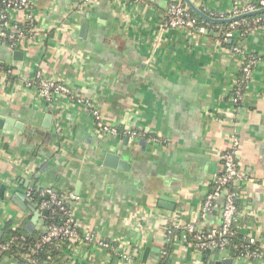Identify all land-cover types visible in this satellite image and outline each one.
<instances>
[{
  "label": "crops",
  "instance_id": "0c3cea01",
  "mask_svg": "<svg viewBox=\"0 0 264 264\" xmlns=\"http://www.w3.org/2000/svg\"><path fill=\"white\" fill-rule=\"evenodd\" d=\"M83 1L29 0L37 33L14 50L0 42V65L14 72L0 71V114L25 124L15 134L0 128V187L6 186L0 237L9 219L25 226L30 219V210L13 196L37 200L51 190L80 225L66 264H157L167 224L195 222L201 231L221 225L218 211L207 223L199 217L234 134L242 173L235 183L242 214L235 228L264 246V18L255 19L235 47L211 35L215 28H165L168 0H90L78 8ZM252 1L238 0L241 6ZM193 2L209 15L230 18L235 10V0ZM12 15L17 22L27 17L19 10ZM249 54L260 61L244 99L235 104L234 88ZM37 71L65 82L74 97L61 94L48 102L25 87ZM96 111L119 133L100 129ZM48 114L53 119L45 127ZM126 128L139 135L126 134ZM109 152L130 167L107 166ZM56 212L67 217L55 208L46 221L55 220ZM86 233L92 240L83 239ZM168 257L170 264H217L230 256L206 255L177 239ZM0 264L22 263L4 255Z\"/></svg>",
  "mask_w": 264,
  "mask_h": 264
},
{
  "label": "built area",
  "instance_id": "2783aa9c",
  "mask_svg": "<svg viewBox=\"0 0 264 264\" xmlns=\"http://www.w3.org/2000/svg\"><path fill=\"white\" fill-rule=\"evenodd\" d=\"M89 1L90 0H84L79 4L78 8H82ZM30 7L29 0H4L2 6H0V42H7L6 44L11 50L18 47L25 38L32 37L37 33V22L32 12L33 10ZM261 8H264V0L252 1L243 6L239 4L238 0H235V10L231 17ZM15 10L25 12L27 16L25 26H21L13 18L12 13ZM211 16L222 19L228 18L227 16L217 14H211ZM239 23L240 20L230 24L231 27H234ZM210 26L217 29L219 33L222 30V24L220 23L215 24L207 22V24H202L199 22L197 15H195L181 0H168L164 22L165 28H177L192 33H203L209 31L210 29L208 28ZM233 35L234 32H227L224 39L227 40ZM236 50L241 52L239 48H236ZM259 61L260 58L254 54L246 56L245 63L242 65L241 69L243 76L241 80L239 79L237 81L233 92L232 99L235 104L244 99L245 87L250 81L253 70ZM0 71L9 75L14 73L11 68L6 70L1 65ZM24 83L25 87L36 90L40 97L48 102L53 101L55 97L61 94L74 97L71 88L65 82L46 78L41 71H37L30 78H27ZM85 103L88 104L87 100ZM95 114L98 120L97 125L100 129L103 131H111L113 134L119 133L118 128L110 127L105 124L97 111ZM124 132L132 137H137L139 135V132L132 128H126ZM153 140L159 144L165 142V140L159 136H155ZM229 143V149L223 154L221 173L214 180V185L207 194L199 217L200 221H206L210 215L218 211L221 216V225L212 227L206 231H201L198 229L197 223L195 222L169 223L166 225L165 245L178 239L202 251H218L223 255L230 257L235 256L238 259L264 261V246L257 242L255 238L244 237L241 243L233 241V237L236 234L235 224L242 218V214L237 207L239 192L235 187V183L241 179L242 173L237 159L240 149V140L233 134ZM45 194L49 195V199L43 200L41 207L47 208L50 204H54L52 210L59 208V210L67 215V219L63 224H47L40 236L39 243L44 244L60 238L69 239L71 241L79 240V223L71 217L69 211L65 209L63 202L55 198L51 190H46ZM223 195L224 198L222 197ZM83 239L90 241L92 237L86 233ZM11 244L12 241L4 243L0 241V259L4 256V252L10 248ZM162 253L167 254L166 250H162ZM123 256L125 258L130 257L128 253H123ZM27 257L28 264H36L35 259L31 258L29 255H27Z\"/></svg>",
  "mask_w": 264,
  "mask_h": 264
},
{
  "label": "trees",
  "instance_id": "16d2710c",
  "mask_svg": "<svg viewBox=\"0 0 264 264\" xmlns=\"http://www.w3.org/2000/svg\"><path fill=\"white\" fill-rule=\"evenodd\" d=\"M4 0H0V6H2ZM264 18V13L257 16H249L242 20L240 23L231 27V24H222V30L220 31V36L224 39L227 32H234V35L231 37L233 40L232 44H229L224 40V43L228 46L238 47L239 41L243 40L250 31V27H253L254 20L257 18ZM199 22L202 24H207L206 21L198 17ZM27 20V19H26ZM26 20L23 22H18L21 26H25ZM213 26H210L208 29H212ZM237 33V35H235ZM6 44L7 42H2ZM7 45V44H6ZM16 47L15 49H17ZM6 70L8 67H4ZM11 79L16 80V76H11ZM35 195V194H34ZM36 196V195H35ZM56 214L62 215L64 221H58L49 219L47 224H63L66 222L67 217L60 212ZM65 218V219H64ZM3 236L0 238L2 243L12 241V244L8 250L4 252L3 255H11L15 260L22 264H28L29 255L31 258L36 260V264H66V254L68 251V245L71 243L69 239H55L51 242L40 244L39 239L43 231L35 230L33 233H29L26 230L25 224H15L12 219H9L2 227ZM206 231V230H204ZM236 234L233 237V241L236 243H241L243 236L240 235L237 228H235ZM172 242L163 246L162 250H166L167 254L162 253L157 264H170L169 253L172 249ZM206 255H209L210 250L204 251Z\"/></svg>",
  "mask_w": 264,
  "mask_h": 264
},
{
  "label": "water",
  "instance_id": "95a60500",
  "mask_svg": "<svg viewBox=\"0 0 264 264\" xmlns=\"http://www.w3.org/2000/svg\"><path fill=\"white\" fill-rule=\"evenodd\" d=\"M186 6L189 7V9L198 17H200L201 19L207 21V22H211V23H220V24H230L232 22L244 19L246 17L249 16H253V15H257V14H261L264 13V8L261 9H257L255 11L252 12H248V13H243V14H239L230 18H215L212 17L211 15H209L207 12H205L202 8H200L199 6H197V4H195L193 2V0H181ZM88 29V24L87 22H84L82 24L81 27V35L84 36L85 32ZM211 35H215V36H219L220 33L216 30H211L209 32ZM229 43H232V39L228 40ZM15 54V58L17 59H21L23 56V52L20 50H16L14 52ZM53 116L51 114H48L46 116L45 119V127H49L51 122H52ZM0 128L1 129H6L8 130L10 133L15 134L18 131H23L25 129V124L22 122H18L17 120H15L14 118H10V117H6L0 114ZM105 164L107 166H111L117 169H122V170H127L130 166L129 162H127L126 160H123L120 156H118L115 153L109 152L106 154L105 156ZM5 192H6V186L2 185L0 187V200L4 199L5 197ZM224 198V195L222 196ZM49 195H44L41 196L40 198H38L37 200L34 199H28L26 197V194H21V193H17L15 196H13V200L17 203V205H19L21 208H23L24 210H30V219L27 223L26 226V230L29 233H33L37 226L39 224L41 225H45L47 224V218L50 216V213L52 211V209L54 208V204H50L47 208H41L40 205L42 203V201L44 199H48ZM27 200L29 201V203H27ZM237 202H239V200H237ZM55 220H58L60 218L59 214H55ZM209 220V218L205 221V223H207ZM2 232H0V236H1ZM1 238V237H0ZM151 249V248H150ZM150 249H147V251H149ZM153 251L156 252H160V249H152ZM217 264H236L234 263V259L232 257H228L226 259H224L222 262H218Z\"/></svg>",
  "mask_w": 264,
  "mask_h": 264
}]
</instances>
